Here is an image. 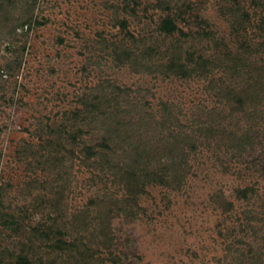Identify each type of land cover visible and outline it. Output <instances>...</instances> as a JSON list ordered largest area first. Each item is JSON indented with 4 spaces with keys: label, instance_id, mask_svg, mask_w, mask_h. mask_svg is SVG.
Returning <instances> with one entry per match:
<instances>
[{
    "label": "rangeland",
    "instance_id": "obj_1",
    "mask_svg": "<svg viewBox=\"0 0 264 264\" xmlns=\"http://www.w3.org/2000/svg\"><path fill=\"white\" fill-rule=\"evenodd\" d=\"M159 1L0 0V215H13L22 227L0 222V264H24L17 255L32 229L54 222L64 229L79 210L109 206L114 259L104 264H264V147L238 139L248 127L257 130L264 94L245 102L251 111L243 115L219 90L258 94L259 83L243 71L258 63L264 78V3ZM242 12L249 21L242 22ZM165 17L187 35L163 36L158 25ZM129 34L142 41L133 45ZM174 38L202 55L207 72L188 63L185 51V74L160 71ZM112 85L120 96L100 108L122 119L130 135V143L115 138L114 157L134 161L135 144H145L142 163L149 158L158 166L180 147L187 163L178 188L147 182L130 214L112 205L107 196L120 188L93 176L83 153L73 146L69 155L63 140L59 152L44 144L85 95L111 93ZM165 106L168 126L181 132L179 146L158 123ZM94 138L89 133L87 140ZM51 258L43 255L42 263Z\"/></svg>",
    "mask_w": 264,
    "mask_h": 264
},
{
    "label": "trees",
    "instance_id": "obj_2",
    "mask_svg": "<svg viewBox=\"0 0 264 264\" xmlns=\"http://www.w3.org/2000/svg\"><path fill=\"white\" fill-rule=\"evenodd\" d=\"M133 2L136 4V0H133ZM259 2L264 3V0H259ZM159 3H163V0H160ZM263 6L264 4L262 7ZM166 8L168 9L167 4ZM236 9L237 8H235V11ZM132 14L136 16L135 12ZM241 18L242 22L245 23L249 21V14L247 12H242ZM120 23H122L121 27L125 25V21H120ZM263 25L264 20L262 22V26ZM158 29L164 33L163 36H172L176 30L179 31L180 35H187L182 30H179L173 19L169 17H165L160 21ZM203 35L211 38L209 36L210 33L208 32L204 31ZM128 36L133 45H135L136 42L142 41V38H136V36L132 34H129ZM174 40L176 44L172 45V48L169 49L170 51L167 53L168 57L166 63L160 64V71L162 73L166 74V72H172L177 74L181 72L182 74H185L184 68H186V66L181 62V54H185V59H187L188 63L193 62L195 66L202 68L207 72L205 69V59L202 55L197 54L195 56L193 52L183 50L179 38H174ZM147 50L151 52L153 48L148 47ZM182 51H185L184 54ZM232 60L236 61L235 58H232ZM257 64H248L243 71L245 75L248 76L247 80H249V82L254 81L255 83H259L257 95L255 94L250 98L246 91L242 90V92L239 91V95L237 92H234V96L230 97L227 95V93H229L227 88L224 90L223 86L219 87V90H222L221 97H225V99L231 102L232 109L237 111L236 113H242L243 115L249 114L251 107L249 108L245 106V102L250 101L251 104L252 100L259 99V95L263 98V95L259 94V92H263L264 94V78L259 75L261 65L259 64V66H257ZM233 65L235 66L229 68L231 70L237 69L238 66L234 63ZM254 73H257L259 76L253 75ZM115 89H117V87L113 88L112 85L113 93H108L105 89H102L97 95H85L81 100L82 107L69 112L65 117L64 124L57 125V127L50 130L53 132L54 140L47 139L44 144L47 146V143H50L57 152H59L60 148L65 144H68L69 147L64 146L63 150L69 155H73V150L75 148L78 152L83 153V161H81L86 167L91 169L93 176H98L99 180H102L105 184L109 181V187L118 186L120 188V194L116 191V193L111 192L109 193V196H107V198L112 201V205L118 207V204L120 203L122 210L130 214L133 209L136 210V207L139 208L137 204V196L143 191V187L147 182H158L165 186L178 188L181 185L183 175H185V173L181 171L187 163L183 157L185 155L183 153L184 149L180 147V149H176V152L169 153L172 149L171 146L170 150L168 148L170 156H168V153L162 155L166 157V159L163 160L164 162L159 161L158 166H152L149 158L143 163L141 162L144 153H148L145 144L140 147L135 144L134 153L132 155V157L135 155L134 161L131 160L130 157L127 158L125 155V159L122 162L126 161V164H123L119 157H114V146L117 144L115 138L120 137L122 138V141H129L130 143L129 131L126 128L124 121L122 119H112L111 112L106 111V104L110 103L112 100L115 101L116 98L120 96V94L114 93ZM102 105H106V107L101 109L100 106ZM163 111L164 114H162L161 120L158 123L171 137L176 136L172 145L179 146L177 138H179L181 132L180 130L174 132L172 128L168 126L173 125L170 120L172 114L169 108L165 106L163 107ZM255 121H257L255 123L257 130L248 127L245 133H242L238 139L242 141L248 140V144L252 143L250 140H253V142L256 140L257 145L264 147L262 141L264 140V129L259 128L260 125H264V114H261L258 120ZM93 123L100 125H90ZM247 125H251V123L249 122ZM89 133L96 134V138H94L95 142L93 144H90L87 140ZM255 133L261 135V137H258ZM186 136L187 135H185V137ZM188 138L189 137H186L189 141L188 144L191 147L192 145L194 146L193 139ZM62 140L64 141V145L61 142ZM73 146L75 148H73ZM138 161L139 163L137 164ZM95 171L97 173H95ZM143 180L146 181L143 182ZM86 207L87 206L84 208ZM110 211L111 206L105 211H99L95 214H90L89 209H82L74 214L73 220L71 221L72 223L63 226L64 229H62V226L60 227L56 222L47 229H32L27 240L23 242L20 253H18L17 257L24 264H43V255H46L47 257L50 253L52 254V258L48 264H104L108 258L113 260L114 255L111 248L112 234L108 222ZM0 222L3 226H8L14 231L21 232L22 230L19 220L13 215H6L3 213L0 215ZM93 235L95 238H98L97 241L91 238ZM35 238L41 242L38 244L35 243ZM44 249H49L50 251L43 253ZM14 257L15 256L12 255L11 259Z\"/></svg>",
    "mask_w": 264,
    "mask_h": 264
}]
</instances>
